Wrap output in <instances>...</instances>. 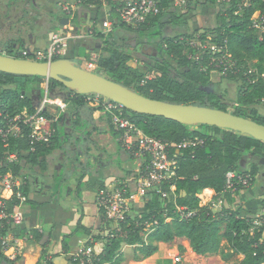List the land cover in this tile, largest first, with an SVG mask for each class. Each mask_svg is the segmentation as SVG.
<instances>
[{"label": "trees", "instance_id": "1", "mask_svg": "<svg viewBox=\"0 0 264 264\" xmlns=\"http://www.w3.org/2000/svg\"><path fill=\"white\" fill-rule=\"evenodd\" d=\"M219 2L221 8L217 12V26L213 30L216 38L212 42L222 47L238 62L237 70L227 74L239 83L237 103L231 113L264 125V115L256 108L264 105V77H261L264 75V34H260L253 27V17L264 13L261 0H189L183 14L173 10V0H162L160 12L151 15L138 29L117 21L116 10L121 4L111 0L108 5L111 9L109 19L113 29L134 30L141 37L150 40L151 44L152 40L163 35V30L169 24H185L183 19L186 15L196 13L204 6H215ZM77 3L88 8L101 6L100 0H77ZM114 31L106 36L101 31H96L95 35L105 40L107 46L104 51L108 55L93 60L87 54V62L96 66L93 72L152 100L229 112L221 98L209 90L212 74L217 69L208 67L204 70L203 57L191 58V55L193 57L196 54L194 50L186 53L187 39L192 37L190 34H180L169 39L166 44H157L161 59L154 65L145 63L144 71L135 60L133 51L136 50L125 43L118 45V35ZM121 39L126 40L125 37ZM163 55L166 59L161 57ZM7 56L21 58L12 51ZM250 66L256 72L250 73ZM42 79L44 78L0 72V113L14 118L26 109L29 114H35L38 106L36 99H41L44 94ZM29 82L39 84L38 90L32 91L33 96L28 95ZM48 88L54 97L59 96L56 93L58 90L66 89L63 84L51 79ZM60 97L72 107L69 112L72 131L69 134L61 124L64 118L62 115L61 119L52 124L54 131L49 141L37 144L34 151L31 150L28 138L29 130L22 138H11L7 146L0 141V202L3 204L0 215L7 217L1 221V234L4 237L15 230L9 217L16 208L24 203L36 206L29 199L33 192L29 169L39 168L42 172L46 171L51 154L58 150L65 152L66 145L73 143L78 132H82L77 137L78 141L89 143L96 129L93 115L103 108L89 105L88 99L94 95L81 96L73 93L70 97ZM125 115L145 135L169 145L171 158L177 162V167L172 179L162 185V191L168 196L162 198V194L156 190L149 191L144 198L143 213L137 217H128L121 224L120 232L109 234L101 254H92L90 258L73 256L70 263L123 264L126 261L124 245L135 247L133 260L141 262L158 253L159 243L170 244L177 239H185L198 256L219 253L225 241L234 254L242 256L236 264H264V200L259 215L253 216L248 212L244 216V206L239 200L240 190L234 193L227 191V175L232 171L250 172L254 185L260 172L259 165L264 159V142L214 126H186L163 117L135 113L126 108ZM44 116L51 118L48 113H44ZM108 122L111 136L121 150L120 133L114 130L110 120ZM90 127L92 128L89 131ZM87 150L89 151L88 148ZM12 154L16 155V161L9 162L8 156ZM247 159L249 162L246 167L250 166V171L245 167ZM9 174L22 179L23 184L14 189L15 194L11 199L6 200L1 196V182ZM206 189L214 192L212 203L220 204V209L216 212L210 205L201 206L198 196ZM18 194L25 197L26 201L23 202ZM101 214L104 222L105 214L103 211ZM28 236L35 243H41L43 238L38 230L30 231ZM46 245L43 244L42 257L38 264H55V257H50ZM64 251L69 252L67 242L64 243ZM18 260L19 258L9 259L0 244V264H18ZM159 264L174 263L173 260H165Z\"/></svg>", "mask_w": 264, "mask_h": 264}, {"label": "rangeland", "instance_id": "2", "mask_svg": "<svg viewBox=\"0 0 264 264\" xmlns=\"http://www.w3.org/2000/svg\"><path fill=\"white\" fill-rule=\"evenodd\" d=\"M66 8L70 9L71 14H69V11H65ZM220 8L221 3L219 2L215 6H204L196 13L193 12L190 15H186L183 19L186 21L185 24L179 26L169 24L163 30V35L160 38L158 37L156 40H152L150 44V40L145 37H141L134 30H129L127 28L123 31L116 30L113 29V24L110 27H102L100 20L108 13L106 12L104 6H100L99 9L92 7L88 8L78 5L77 0H0V53L7 56L9 52L12 51V53H17L20 49L46 50L49 46L52 34L57 30H61V27H64V29L67 28L68 24L62 26V18L70 17V19L75 18L76 23L74 24L73 20L72 27L74 25L76 35H81L82 38L77 39L70 45L65 57L63 58H68L77 62L85 70L94 71V68H92L90 63L87 62L86 56L88 53L91 55L93 60L98 59L100 56L108 55L104 51L107 46L105 40L95 35V29H91V31L89 29L94 27L93 22H96L95 25L98 26L99 31H101L105 36L115 30L114 32L118 35L116 38L118 45L125 43L126 45L135 46L145 42L150 47L154 48V51H158V46H156L157 44H166L169 39L177 37L180 34L188 33L192 37L187 39L186 53H190L191 50L196 51V54L193 57L191 55V58L196 59L203 57L205 62V67L203 69L206 70L208 67H212L210 64H213V60L221 58L222 54L220 52V50H222L220 49V46H217L215 42H212V40L216 38V34L213 33V30L217 26L216 17ZM173 10H175L178 14H183L186 11L185 8H179L177 6L176 8L173 7ZM6 12H9V14L5 15ZM5 18L6 21L4 22L3 19ZM122 37H125L126 40H122ZM83 38H85L84 41L82 40ZM90 38L93 40L89 48L88 42ZM80 42H87V44L82 47H77L76 44ZM133 54L135 56V60L138 61V66L143 67L144 71H146L144 66L145 63H151L154 65L157 60L161 59L159 51L157 56L151 55L152 58L146 55L143 56L137 51H133ZM156 57L159 59H156ZM161 57L166 59L164 55ZM250 69L256 70L251 66ZM227 74H224L217 69V72L212 74L209 90L221 98L222 102L227 105L228 110L231 113L234 111L237 103L239 83L229 78ZM42 82L43 88H46L49 84V80L47 79H42ZM27 88L29 89L28 95L33 96L32 91H37L39 84L29 82L27 83ZM40 102V99H36L37 105H39ZM89 105L91 107H95L90 101ZM256 108L264 115V105H259ZM100 112L102 113L101 110ZM99 117L100 114H97L96 118ZM99 121L100 123L98 125L96 124L98 126L97 129L92 133V135L95 134L96 139L92 140V138H90L89 140L91 143H88L86 141H78V135H76L73 143L69 144L72 150L66 153L67 157L70 158L66 159L64 167L59 166L55 168V172L59 175L55 179L67 178L68 181H70L66 185H63V189H66L68 185H71V192L73 191V193H75L77 188L76 184H78L79 179L83 174L86 175L85 172L87 169H89L91 177L95 175V170H91V164L96 166L94 157L98 156V152L104 153V156L102 157L108 158L109 161L107 163L114 162L116 164L112 167L111 164H107L109 171L111 172L110 177L113 179L112 185L115 183L117 184L118 182L132 183L133 179L137 178L139 175L142 161L135 158L127 150H125L123 144L121 146V150H118V144L113 138L109 137L111 136V133L107 116L102 114ZM102 129L103 131H101ZM103 135L107 136L104 137ZM87 148L90 149V151H88ZM115 150H117L118 154H113ZM92 152L94 153L92 154ZM62 153L63 152L61 151L54 153L51 159L50 170L47 173H43L39 168L29 169V172L27 171L31 174V182L33 183L32 199H34V194L36 193V187L34 185L35 180L42 177L45 182L50 184V182L53 181L52 176L54 174V165L60 163L59 158ZM74 162L75 165H73ZM248 162L249 161L247 159L245 167ZM246 168L248 171L251 170L250 166H247ZM259 170L260 172L255 179L254 185L248 188L239 189L241 193L239 200L240 202L242 201L245 210L242 213L244 216L248 212H250V215L253 216L256 214L259 215L262 211L261 208L264 200V164L259 165ZM202 196L203 192L200 194L201 206L210 205L214 212L220 209L219 203H212L214 193H212L211 200L209 202V198L204 200ZM144 203L145 200H141L137 203H131V210L128 216H131L132 218L140 216L144 211ZM101 228L105 231L104 235L106 239L109 234L121 231V226H118V224L107 220L103 222L102 214ZM15 230L9 234L15 235ZM17 234H20V231L17 232ZM11 243H9V246L11 245L9 249H2V251L7 257L14 259L17 257V253L15 247H13L14 245L12 246ZM182 248L184 250H182ZM159 251V255L157 256L141 262H135L133 257L136 252V248L124 245L123 254L126 261L123 264H159L165 260H173L174 264H236L242 259V256L236 255L232 252L228 243L225 241L222 243L219 253L208 256L196 255L190 248L188 241L185 239H177L173 243L163 245ZM12 254H14L15 257H13ZM177 258H179L180 261H177Z\"/></svg>", "mask_w": 264, "mask_h": 264}, {"label": "built area", "instance_id": "3", "mask_svg": "<svg viewBox=\"0 0 264 264\" xmlns=\"http://www.w3.org/2000/svg\"><path fill=\"white\" fill-rule=\"evenodd\" d=\"M110 1L111 0H100L101 6H104L106 12H108L107 15L100 20L102 27H110L112 25L109 19L111 15V9L108 6ZM113 1L120 2L121 4L116 10L118 14L117 21L134 29L143 26L151 15L158 14L162 2V0ZM188 1L189 0H173V5L179 8H186ZM261 2L264 5V0H261ZM92 8L99 9L100 6ZM65 11H69V14H71L69 8H66ZM253 27L258 30L260 34H264V13L253 17ZM79 38L82 37L81 35H76L75 27L68 25L67 28H63L52 34L49 46L46 50L22 49L17 53L21 59L51 63L59 58L65 57L70 45ZM220 49H222L220 50L222 53L221 58L214 59L213 64H210V66L216 67L224 74H227L229 71L237 70L238 62L222 47H220ZM252 72H256V70H251L250 73ZM257 75L259 76L260 74L257 73ZM261 77H264V75H261ZM255 81L256 79L252 82ZM143 82L144 81H142V83ZM40 100L41 102L37 106L35 114H29L26 109L21 115L14 118L0 113V141H2V143L7 146L11 138H22L25 136L27 130H29L28 138L32 151H34L37 144L49 141L54 131L52 124L58 121L52 116L53 110H56L60 115V113H65L67 111L69 104L64 102L61 98L52 96L49 92L48 85L44 88V94ZM89 101L92 105L94 104L95 107L103 108V110H101L102 114L107 116L114 130L120 133L121 142L125 150L142 161L140 173L137 178L133 179L132 183H115L111 190H102L97 196V205L99 209L104 212L105 219L121 226L129 217L128 214L131 210V203L144 200L149 191L156 190L159 194H162V198H167L168 195L166 192L162 191V185L171 180L175 175L177 162L172 160L168 144L145 135L142 130L126 117L125 107L123 105L109 101L99 95L89 97ZM44 113L50 114L51 118L44 116ZM8 161H16V155L12 154L8 156ZM17 180L19 179L11 174L3 178L1 182L2 198H4L3 193L7 191H12L15 194L14 189L20 185H18ZM253 180L250 172L238 173L232 171L227 175V191L236 192L238 189L248 188L253 184ZM171 189L174 190V188ZM18 196L25 202V197H22L21 194H18ZM198 197L200 198V195ZM2 205L3 204L0 202V208H2ZM17 209L18 208H16L13 215L9 217V222L11 221L15 225L22 222V215L17 212ZM187 217H190V215ZM4 219H7V217L5 215H0V244L3 250L10 247L9 242L14 238L10 237V234L5 237L2 236L1 230L3 224L1 221ZM92 254V249L87 248L84 252H81L80 255L90 258ZM177 261H180V259L177 258Z\"/></svg>", "mask_w": 264, "mask_h": 264}, {"label": "crops", "instance_id": "4", "mask_svg": "<svg viewBox=\"0 0 264 264\" xmlns=\"http://www.w3.org/2000/svg\"><path fill=\"white\" fill-rule=\"evenodd\" d=\"M6 14H9V12H6L5 15ZM3 20L5 22L6 18ZM74 22L76 21L74 20ZM70 25H72V23ZM94 27L93 28L96 29L95 31L99 32L98 26L96 25ZM61 28L63 29L64 27ZM93 28H89L90 31ZM84 39L85 38L82 40L84 41ZM92 40L93 39L91 38L89 39V48L91 46ZM86 44L87 42H80L76 44V46L82 47ZM90 66L94 68V70L96 69L95 65L93 66L90 64ZM55 97L61 98L60 96ZM71 111L72 107L69 105L65 113H60L59 115L56 110H53L52 112V116H54L57 120L61 119L62 115H64V121H62L61 124L65 126L67 134L72 131L71 116L69 114ZM97 114H100L99 118H96ZM101 115L102 113L100 111H96L93 115L95 120L94 127L96 129L98 127L97 125L100 123L99 120L101 119ZM91 128L92 127H90L89 131ZM103 129L101 131H103ZM77 135H82V132H78ZM103 136L105 137L107 135ZM109 137L113 138L111 136ZM90 138L95 140V134ZM70 150H72V148L69 146V144L66 145L65 152L58 150L63 153L59 158L60 163L54 165V174L52 176L53 181L50 182V184L45 182L42 177H40V179L38 178L40 189L35 191L36 193L34 194V199L31 198L32 193L29 197V199L34 202L36 206H32L30 203H24L17 209V212L22 215V222L17 225L12 223V228L16 229V233L15 235L10 234V237L14 238L9 242H12V246L14 245L13 247L16 249L17 257L12 254V256L15 258H8L11 260H16L19 258L17 262L18 264H38L41 261L43 244H47L46 248L50 257H55V264H71L70 258L73 256H79L81 252H84L87 248H91L93 254L96 255H99L103 252L107 240L104 235L105 231L103 228H101V210L97 205V196L102 190L113 188V179L110 177L111 172L109 171L107 164H111V167L115 166L116 164L114 162L107 163L109 161L108 158L102 157L104 156V153L98 152V156L94 157L96 166L91 164V170H95V175L91 177L89 169H87L85 172L87 176L83 174L80 177L78 184H76V192L73 193V191L71 192V185H68L69 188L66 187V189H63V185H66L68 182H70L67 178L55 179L59 176L57 175V172H55V168L59 166L64 167L66 159L70 158L67 157L66 153H68ZM118 150L120 151V149ZM54 153L48 157V168L43 173H47L50 170L51 159ZM93 153L94 152H92V154ZM113 154H118L117 150H115ZM73 165H75V162ZM18 179V185L20 184L18 187H20L23 184V181L20 178ZM44 184L47 185V187H44ZM204 191L211 192L208 199L209 202L211 200L212 193L214 192L210 189H206L202 191L203 194ZM6 193L8 194L5 195L4 192L3 195L6 200L11 199L14 194L12 191H7ZM33 230H38L42 234L43 238L41 243H35L32 238L28 236V233ZM19 231L20 234H17ZM65 242H67L69 246L68 253L64 251ZM163 245L167 244L159 243V250ZM159 252L160 251H158V253H156L154 256L159 255Z\"/></svg>", "mask_w": 264, "mask_h": 264}, {"label": "water", "instance_id": "5", "mask_svg": "<svg viewBox=\"0 0 264 264\" xmlns=\"http://www.w3.org/2000/svg\"><path fill=\"white\" fill-rule=\"evenodd\" d=\"M62 24H67V20ZM151 55L153 54L150 52L148 56ZM157 55L158 51L155 50L154 56ZM0 72L57 81L68 90L69 97L73 93L81 96L99 95L135 113L163 117L186 126H214L264 142V125L250 119L207 107L177 105L149 99L100 73L83 69L77 62L68 58L48 63L0 54ZM261 164H264V159Z\"/></svg>", "mask_w": 264, "mask_h": 264}, {"label": "flooded vegetation", "instance_id": "6", "mask_svg": "<svg viewBox=\"0 0 264 264\" xmlns=\"http://www.w3.org/2000/svg\"><path fill=\"white\" fill-rule=\"evenodd\" d=\"M72 16V15H71ZM65 20H67V24L68 25H70L72 22H73V20H75V18L73 19V18H71L70 19V17H63L62 18V21L63 22H65ZM74 24H75V22H73ZM94 23V26H96L95 25V23L96 22H93ZM74 26V25H73ZM133 48L137 51V52H139L140 54H142L143 56L144 55H146V56H148V54L151 52L153 55H154V48H152V47H150L148 44H146L145 42H143L142 44L140 43V45H135V46H133ZM148 57H151L152 58V56H148ZM156 59H159L158 57H156ZM59 96H69V92H68V90L67 89H65V90H58L57 92H56ZM34 185H35V187H36V190H39L40 189V183H39V180H35V182H34ZM44 187H47V185H45L44 184Z\"/></svg>", "mask_w": 264, "mask_h": 264}, {"label": "bare ground", "instance_id": "7", "mask_svg": "<svg viewBox=\"0 0 264 264\" xmlns=\"http://www.w3.org/2000/svg\"><path fill=\"white\" fill-rule=\"evenodd\" d=\"M210 194H211L210 191H204V194H203L202 198H203L204 200H207V199L210 197Z\"/></svg>", "mask_w": 264, "mask_h": 264}]
</instances>
